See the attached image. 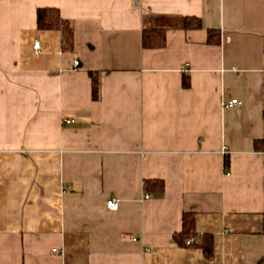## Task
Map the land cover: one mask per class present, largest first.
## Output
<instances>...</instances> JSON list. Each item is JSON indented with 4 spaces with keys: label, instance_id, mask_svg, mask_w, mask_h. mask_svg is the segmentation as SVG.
Instances as JSON below:
<instances>
[{
    "label": "crops",
    "instance_id": "crops-1",
    "mask_svg": "<svg viewBox=\"0 0 264 264\" xmlns=\"http://www.w3.org/2000/svg\"><path fill=\"white\" fill-rule=\"evenodd\" d=\"M0 264H264V0H0Z\"/></svg>",
    "mask_w": 264,
    "mask_h": 264
},
{
    "label": "trees",
    "instance_id": "trees-1",
    "mask_svg": "<svg viewBox=\"0 0 264 264\" xmlns=\"http://www.w3.org/2000/svg\"><path fill=\"white\" fill-rule=\"evenodd\" d=\"M36 22L37 27L40 29H57L60 31L61 34V41L62 45L65 49H71L73 45V32L72 28L64 20L61 18L59 11L55 8H38L36 11ZM183 26L185 28H199L201 27V22L198 18L195 17H185L183 19ZM214 32L209 31V41L212 38V34ZM214 35V34H213ZM143 46L145 47H159L164 43V33L162 30L159 29H152V30H144L142 36ZM97 80L93 78L92 80V94L94 97L97 96ZM157 183V182H155ZM157 189H162V184L159 182L157 185ZM190 226L187 225V221H184V227L182 231L177 234L175 237L179 244H196L199 247L203 248V252L207 255L211 253L212 241L209 236L207 235H193L189 228ZM192 237L193 240L190 243H186V240L189 237Z\"/></svg>",
    "mask_w": 264,
    "mask_h": 264
},
{
    "label": "built area",
    "instance_id": "built-area-1",
    "mask_svg": "<svg viewBox=\"0 0 264 264\" xmlns=\"http://www.w3.org/2000/svg\"><path fill=\"white\" fill-rule=\"evenodd\" d=\"M39 47H40L39 42H35L33 44V50L38 51L39 50ZM77 64H78V62L75 61L74 62V65H77ZM239 103H240L239 100H237V99H231L225 105L226 106H234V105L239 104ZM72 122H73V120H63V123H65V124H70ZM149 197H150L149 194H145L144 195V199H147ZM105 205H106L107 209L112 210V211H115L118 208V202L114 198L107 200L106 203H105ZM192 241H193L192 239H189V240L186 241V243H190Z\"/></svg>",
    "mask_w": 264,
    "mask_h": 264
}]
</instances>
